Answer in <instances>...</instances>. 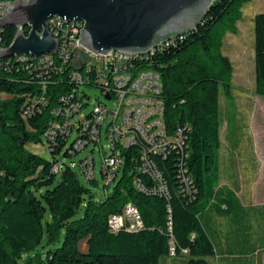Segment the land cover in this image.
Returning a JSON list of instances; mask_svg holds the SVG:
<instances>
[{
  "label": "trees",
  "instance_id": "obj_1",
  "mask_svg": "<svg viewBox=\"0 0 264 264\" xmlns=\"http://www.w3.org/2000/svg\"><path fill=\"white\" fill-rule=\"evenodd\" d=\"M250 2L215 0L195 31L138 62V70L161 75L168 135L186 130L185 166L197 190L193 199L184 194L179 178L182 157L176 151L167 158H155L169 188L168 199L135 187L136 177L148 190L152 186L148 175L136 172L140 160L135 151L124 153L125 163L112 191L97 199V180L87 181V188L74 170L77 167L82 176L87 152L77 162L72 159L84 152L69 153L80 129L75 127L70 135L58 133L55 140L47 134L50 122L60 120L52 112L61 106V100L72 94L81 99L85 94L84 86L72 78V64L56 57V69L41 70L38 77L15 59L0 60V264H160L162 258H169L171 233L177 258L187 259L183 264H211L217 246L202 215L212 197L209 175L218 167L222 145L220 88L224 87L228 101L234 88V66L223 54V44L228 33L237 34L242 8ZM15 33V27L3 31L0 49L12 43ZM254 37V94L264 98V14L254 18ZM86 87L97 88L91 83ZM33 99L39 104L26 116ZM75 133L77 137L72 139ZM31 144L46 145L51 159L30 151ZM58 163L62 170L54 173ZM220 203L223 208L218 206L217 212L228 216L229 198ZM128 204L140 211L144 230L139 234L110 233V216L121 214ZM44 242L51 248L43 252Z\"/></svg>",
  "mask_w": 264,
  "mask_h": 264
},
{
  "label": "built area",
  "instance_id": "obj_2",
  "mask_svg": "<svg viewBox=\"0 0 264 264\" xmlns=\"http://www.w3.org/2000/svg\"><path fill=\"white\" fill-rule=\"evenodd\" d=\"M15 1L27 0H0V18L10 12ZM48 26L52 36L59 41L57 55L47 54L39 57L28 55L12 59L26 64L27 69L29 68L33 73L37 72V76L41 77V70L56 69L55 58L58 57L64 64H72L74 81L82 86L94 84L100 89L105 101H99L94 110L86 115L84 112L86 94L81 99L75 94L62 99L61 106L52 112V115L60 120L50 122L48 137L55 140L58 133L70 135L72 129L79 128V138L72 144L69 153L72 155L75 152L89 150L82 161L81 170L83 178L90 182L96 180L95 151L99 147L102 156L101 177L108 188L116 182L122 172L125 163L124 153L135 151L140 160L136 172L148 175L152 182L148 190L141 183L140 178L136 177L135 187L141 192H149L166 199L169 198V188L163 173L156 165L155 158H167L176 151L182 157L179 178L184 186V194L193 199L197 190L194 179L188 175L185 166V160L188 158L185 151L186 130L180 128L174 135H168L164 120L165 104L161 97L163 93L161 75L154 70H138L140 60L143 58L148 60L156 53L175 45L178 39L183 40L185 35L162 43L147 55L126 52L96 55L79 46L83 22L66 23L55 17L48 20ZM3 31L0 29V43L3 41ZM108 102H113L115 109L108 108L106 104ZM38 104L39 100L33 99L32 106L27 108L26 116L32 112V107ZM103 136L109 141L111 150L108 152L102 146ZM61 170V163L55 165L54 173H59ZM171 226L170 222V232H172ZM108 230L115 235L122 231L130 234L141 233L144 230V221L140 211L135 205L128 204L121 214L110 216ZM169 251V258H177V248L172 233ZM187 254L188 251L184 250L183 255Z\"/></svg>",
  "mask_w": 264,
  "mask_h": 264
},
{
  "label": "rangeland",
  "instance_id": "obj_3",
  "mask_svg": "<svg viewBox=\"0 0 264 264\" xmlns=\"http://www.w3.org/2000/svg\"><path fill=\"white\" fill-rule=\"evenodd\" d=\"M264 13V0H251L242 8V19L238 22L237 34L228 33L224 39L223 54L234 66V88L232 100L228 101L224 87L220 88L221 149L218 167L209 175V189L212 197L202 220L215 242L219 252L238 253L242 264H264V98L254 94L256 71L254 54V18ZM89 97L86 112L93 111L98 102H105L101 91L94 87L82 88ZM3 99L11 98L1 95ZM115 109L113 102L106 103ZM77 137L75 133L72 137ZM102 146L110 151L109 141L103 136ZM28 149L45 160L51 159L46 145H28ZM87 153L89 150L86 151ZM72 159L79 161L85 154ZM107 156L106 153H104ZM96 180L98 187L96 198H104L109 193L101 177L102 156L99 147L95 151ZM81 183L90 188V184L79 173ZM229 198L231 212L227 216L217 212L223 208L221 200ZM84 210L79 212V217ZM196 236L194 235V238ZM41 251H48L46 247ZM220 246H219V245ZM258 252L257 255L253 254ZM186 257L162 258L160 264H183ZM211 264H220L218 258H210Z\"/></svg>",
  "mask_w": 264,
  "mask_h": 264
},
{
  "label": "water",
  "instance_id": "obj_4",
  "mask_svg": "<svg viewBox=\"0 0 264 264\" xmlns=\"http://www.w3.org/2000/svg\"><path fill=\"white\" fill-rule=\"evenodd\" d=\"M215 0H27L15 1L0 29L15 27L0 60L57 55L59 41L48 20L83 22L79 46L96 55H147L162 43L195 31ZM26 28L29 32H26Z\"/></svg>",
  "mask_w": 264,
  "mask_h": 264
},
{
  "label": "crops",
  "instance_id": "obj_5",
  "mask_svg": "<svg viewBox=\"0 0 264 264\" xmlns=\"http://www.w3.org/2000/svg\"><path fill=\"white\" fill-rule=\"evenodd\" d=\"M258 14H261L260 12L258 13ZM258 14H256V15H258ZM264 14V13H263ZM227 36V35H226ZM234 73H235V71H234ZM233 80H234V75H233ZM219 245V244H218ZM220 246V245H219ZM219 249V248H218ZM217 249V254H216V258H218L219 260H220V264H242L241 262H240V260H239V258H238V253H228V252H219V251H221V250H218ZM253 254H255V255H257L258 254V252H254V253H252V254H250V255H253ZM214 257V258H215ZM211 261V260H210ZM244 264H246V263H244Z\"/></svg>",
  "mask_w": 264,
  "mask_h": 264
}]
</instances>
